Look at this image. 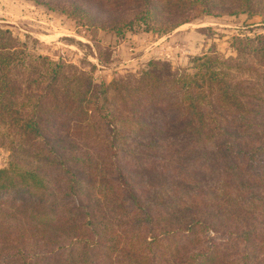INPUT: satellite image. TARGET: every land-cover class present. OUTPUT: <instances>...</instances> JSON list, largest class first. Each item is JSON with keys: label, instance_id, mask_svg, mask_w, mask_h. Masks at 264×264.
<instances>
[{"label": "trees", "instance_id": "16d2710c", "mask_svg": "<svg viewBox=\"0 0 264 264\" xmlns=\"http://www.w3.org/2000/svg\"><path fill=\"white\" fill-rule=\"evenodd\" d=\"M32 1L121 34L135 21L153 30L151 12L164 22L172 14L158 0H130L107 17L98 13V0ZM240 5L264 10V0ZM24 47L0 28V122L6 126L15 124L17 67L28 81ZM232 47L233 58L204 54L193 60L191 74L173 72L167 80V63L149 61L139 76L147 98L129 103L141 115L98 116L109 120L101 155L81 153L71 161L55 155L43 173L0 167V264H264V35L234 38ZM63 66L49 62L48 94L77 97L84 113L88 106L96 114L104 105L96 101L100 95L108 101L112 84L89 81L77 89ZM91 89L95 99L87 98ZM32 106L38 114L45 107ZM47 121L36 115L30 128ZM165 149L183 164H172Z\"/></svg>", "mask_w": 264, "mask_h": 264}, {"label": "rangeland", "instance_id": "374dc122", "mask_svg": "<svg viewBox=\"0 0 264 264\" xmlns=\"http://www.w3.org/2000/svg\"><path fill=\"white\" fill-rule=\"evenodd\" d=\"M158 1L172 11L165 22L162 18L157 20L151 12L147 23L152 24L153 30L145 31V24L135 21L121 34L81 25L76 16L48 9L32 0H0V28L8 30L25 46L22 50L24 60L30 63L26 83L21 75L22 66L17 67L13 75L14 82L19 85L15 124L6 126L0 122V167L43 173L47 169V159L55 155L68 157V160L81 153L97 157L102 154L101 148L107 140L106 122L109 121L98 116L113 115L116 120L124 121L138 118L131 113L141 115V110L129 103L137 95L147 98V94L142 95L146 88L140 85L139 76L148 68L149 61L167 63L168 67L162 69V79L167 80L173 72L191 74L195 70L193 60L204 54L219 60L233 58L234 38L253 39L264 35L261 16L264 10L258 5L244 11L241 0ZM127 4H131L130 0H98V13L104 17L113 16V11ZM181 20L185 22L169 31H158ZM49 62L65 65L66 76L75 78L77 89H85L89 81L97 87L112 84L107 92L109 102L100 95L96 102L104 104L102 109H97L95 114L84 106L86 114L81 109L84 102L79 103L77 97L65 98L61 93L56 99L51 97L48 94ZM90 95L95 99L97 93L91 89L87 98ZM42 103L45 107L41 113H37L36 107L31 110L33 104ZM56 103H59L58 108L50 110L49 107ZM36 115L53 121L43 123L40 130L33 132L29 121ZM89 116L94 118L88 121ZM26 121L30 124L28 128H24ZM131 124L123 123L120 127L136 128ZM158 150L152 152L154 157ZM163 155L172 157L174 165L176 161L183 164L171 149H165Z\"/></svg>", "mask_w": 264, "mask_h": 264}]
</instances>
